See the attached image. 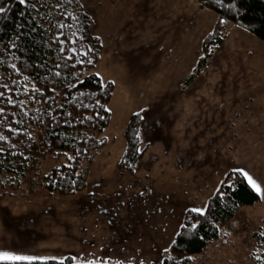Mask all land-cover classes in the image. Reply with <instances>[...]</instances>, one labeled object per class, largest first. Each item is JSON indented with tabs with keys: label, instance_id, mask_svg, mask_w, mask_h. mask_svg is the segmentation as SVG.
Masks as SVG:
<instances>
[{
	"label": "rangeland",
	"instance_id": "rangeland-1",
	"mask_svg": "<svg viewBox=\"0 0 264 264\" xmlns=\"http://www.w3.org/2000/svg\"><path fill=\"white\" fill-rule=\"evenodd\" d=\"M79 2L92 13L91 33L103 45L90 73L115 86L102 135L108 143L88 166L85 187L67 197L47 196L39 184L61 160L40 158V175L31 172L20 185L0 174V234L9 229L1 218L12 217L2 211L30 206L39 208L33 232L40 235L20 244L0 237V253L74 264H162L185 214L204 212L227 174L241 171L260 185V200L221 224L220 237L192 264H264L255 238L264 226V45L228 23L223 44L189 85L202 42L219 25L214 13L196 0ZM142 111L145 153L129 173L118 164L124 131Z\"/></svg>",
	"mask_w": 264,
	"mask_h": 264
},
{
	"label": "trees",
	"instance_id": "trees-1",
	"mask_svg": "<svg viewBox=\"0 0 264 264\" xmlns=\"http://www.w3.org/2000/svg\"><path fill=\"white\" fill-rule=\"evenodd\" d=\"M196 1L218 17L219 25L202 42L201 58L186 80L189 85L223 44L228 23L264 43V0ZM0 8V174L20 185L31 172L40 175V158L52 157L62 162L43 174L39 184L47 196L73 195L85 187L88 166L106 147L102 135L111 121L108 105L115 86L90 73L103 50L101 39L91 33L96 21L79 0H0ZM143 113H134L124 131L126 147L118 164L129 173L145 153ZM259 200L243 173L230 171L203 214H185L162 264H192L220 237L221 224ZM255 238L264 257V226Z\"/></svg>",
	"mask_w": 264,
	"mask_h": 264
},
{
	"label": "crops",
	"instance_id": "crops-1",
	"mask_svg": "<svg viewBox=\"0 0 264 264\" xmlns=\"http://www.w3.org/2000/svg\"><path fill=\"white\" fill-rule=\"evenodd\" d=\"M253 36V35H252ZM255 39H257L254 36ZM258 40V39H257ZM259 43L263 44L260 40H258ZM236 98V97H233ZM246 178V177H245ZM251 186V185H250ZM254 190V189H253ZM255 191V190H254ZM256 192V191H255ZM257 193V192H256ZM258 194V193H257ZM35 210V211H33ZM39 208L35 207H30V206H25V207H13L10 209V211H2L4 214H10L12 217L10 219L4 217L1 218V221L5 226L9 227V229H3V232L0 234L1 238H5L9 241V238H12L15 243L20 244L23 243L24 239H35V236H40V235H34L33 232V226H37L35 223V214L39 213ZM43 210V209H40ZM34 214V215H33ZM43 216V215H42ZM37 220V218H36ZM42 243H39L38 241L36 242V246H38V249L41 248ZM43 248V247H42ZM27 252L25 247L22 249V253ZM16 253H20V249H17ZM18 257H26L27 259H20V260H11L14 262H48V261H58L55 259H43V258H28L27 256H21V254L16 255ZM65 260V259H64ZM0 261H9V260H0ZM63 261V260H61Z\"/></svg>",
	"mask_w": 264,
	"mask_h": 264
},
{
	"label": "snow or ice",
	"instance_id": "snow-or-ice-1",
	"mask_svg": "<svg viewBox=\"0 0 264 264\" xmlns=\"http://www.w3.org/2000/svg\"><path fill=\"white\" fill-rule=\"evenodd\" d=\"M25 2V0H20V3L23 4ZM0 12H3V9L0 8ZM243 175L246 177L247 181L249 182V184L251 185V187L257 192L260 193L261 192V187L260 185L257 183V181L255 179H253L247 172H243ZM194 212H199L200 214H203V211L201 209H193ZM8 259H13V260H20V259H27L26 257H14V256H10L7 253H0V260H8Z\"/></svg>",
	"mask_w": 264,
	"mask_h": 264
}]
</instances>
